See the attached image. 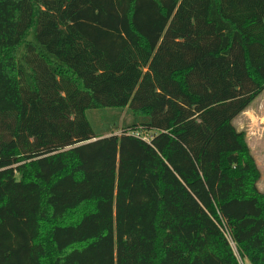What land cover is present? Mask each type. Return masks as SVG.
Masks as SVG:
<instances>
[{
  "label": "trees",
  "instance_id": "trees-1",
  "mask_svg": "<svg viewBox=\"0 0 264 264\" xmlns=\"http://www.w3.org/2000/svg\"><path fill=\"white\" fill-rule=\"evenodd\" d=\"M263 91L264 0H0V264H264Z\"/></svg>",
  "mask_w": 264,
  "mask_h": 264
},
{
  "label": "rangeland",
  "instance_id": "rangeland-1",
  "mask_svg": "<svg viewBox=\"0 0 264 264\" xmlns=\"http://www.w3.org/2000/svg\"><path fill=\"white\" fill-rule=\"evenodd\" d=\"M86 115L96 128L112 124L111 120L113 122V119L110 120V117L108 118L102 116L101 119L97 118V116L94 115V110H88ZM130 119L131 115L127 110H123L120 113V125L124 123V121L129 122ZM234 122L240 130H244L246 132L247 142L262 174L258 182V187L262 192H264V91L253 101L252 105L246 112L235 118ZM116 133H121V130H118ZM174 157L177 161H179L180 165L188 171L186 180L188 182L192 181V173L189 172V167L184 162L183 152L177 148V151L174 153ZM190 170H192L191 166ZM193 181L194 183H197L195 179H193Z\"/></svg>",
  "mask_w": 264,
  "mask_h": 264
},
{
  "label": "built area",
  "instance_id": "built-area-1",
  "mask_svg": "<svg viewBox=\"0 0 264 264\" xmlns=\"http://www.w3.org/2000/svg\"><path fill=\"white\" fill-rule=\"evenodd\" d=\"M221 229H222L224 235L226 236V238L228 239V241L230 242V245L232 246V248H233V250H234L236 256L238 257V259H239V261H240V264H245L244 261H243V259L240 257V255H239V253H238V250H237L236 244H235V242H234V240H233V238H232V236H231V234H230L228 228L226 227V225L223 224V225L221 226Z\"/></svg>",
  "mask_w": 264,
  "mask_h": 264
}]
</instances>
